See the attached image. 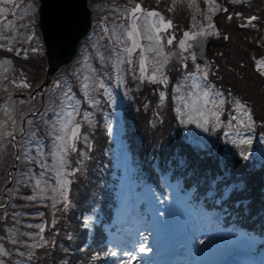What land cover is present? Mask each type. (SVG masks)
<instances>
[{"label":"trees","instance_id":"16d2710c","mask_svg":"<svg viewBox=\"0 0 264 264\" xmlns=\"http://www.w3.org/2000/svg\"><path fill=\"white\" fill-rule=\"evenodd\" d=\"M126 2L127 0H116L118 5H123ZM216 2L218 5L229 9L227 13L221 11L212 15L213 22L221 33L218 42L222 45V49H215L214 53H216L217 60H222L219 70H226V73L222 77L218 76L217 79H212V76L209 79L218 89L222 88V85L238 89L244 94L246 98L244 100L251 104V111L256 123L258 121L263 122L264 79L253 71H256L254 60L264 58V0H240L235 4L231 3V0H216ZM35 3L37 6L38 0ZM142 3L145 8H157L165 15L166 19H171L177 37L188 30L193 23L191 15L195 9L189 8L192 0H162L159 5H157V0H142ZM169 3L174 4L175 10L172 12L166 10ZM196 3L202 12H207L209 5L204 0H196ZM90 6L95 21L100 24L101 18L108 14L109 8L113 5L111 0H90ZM228 15H232L233 18L228 20ZM251 16L259 17V20L254 22L257 27H241V24L246 23L243 18ZM197 21L206 23L203 16L199 14H197ZM225 35L229 39H223ZM232 42L235 43L232 44ZM20 46L17 45V47ZM26 46L30 47V45ZM10 55V59H12L10 69L12 72L31 69L32 71H29L35 79L33 87L43 81L46 70V64L41 66V59L46 62L43 54L35 55L29 52L26 60L21 57H13L12 54H7V58ZM2 59V56H0V60ZM232 60L235 61L234 64L231 62ZM2 71L3 69L0 68V72ZM32 72H38L39 75L36 76ZM177 73L172 78L173 85L177 81ZM71 77L58 76L56 81L61 79L71 81ZM125 79L127 83L124 85L110 84L115 102L110 101L108 97H103L100 106L96 108L101 111L99 117L96 114V109L88 108L86 102H83L79 87L74 88L78 97L82 99L81 111H91L95 116L92 117L93 125L82 124V138L77 142L79 152L69 155L70 164L68 169H80L74 175L67 177L71 181L68 190L71 206L67 211H57L50 206V200L38 201L35 204L25 201L20 197L31 194V190H25L21 187L15 197L14 204L17 205L16 208H8L9 213L13 211L21 213L18 217L19 223L11 218L0 221V236L5 237V239L0 240V243L4 244L12 253L10 257L4 258L6 264H17V262L19 264H64L65 261L68 264H104L103 259L106 254L104 249V224L111 220L113 210L117 205V196L121 191L119 187L121 176L119 159L121 157L115 155L116 144L107 130L110 121L108 114L113 108L126 105L137 94L141 95V105L132 112L127 111L128 108L126 107L127 112L125 113V123H128L125 129L126 144L130 148L128 161L136 181L140 185L150 182H153L156 187L161 185L165 192L169 185L175 184L180 187L182 192L190 193L189 197L195 193L193 190L196 186H198L197 193L199 194V191L204 189L207 191L210 184L220 178L226 180L227 187L234 181V185L227 191L225 190L226 192L219 185L212 193L217 199L229 197L222 203L221 201L217 202L212 196L203 197L211 199L217 205H221L224 210L231 211L235 215L234 219L241 218L239 223L244 228L254 233L257 231L264 233L259 230L264 225L256 224L252 220L256 216L250 213L256 208V198H264L263 166L256 169L254 165L258 163V160L251 161L250 159L246 162V165L241 164L239 157L234 156V151L228 145H224L222 139L219 144H215L228 129L226 121L230 118V113L223 115L221 120L225 121V124L216 131L218 137L215 140H208L205 143L207 149H204L198 143H192L180 134H176V131L173 133L174 123L166 121L165 117L157 110L158 107L153 106L150 102L151 100L156 104L154 99L156 94H151V89L147 86L149 85L148 82L143 83L140 92V82L138 80L131 77H125ZM72 82L75 84L74 81ZM51 89L52 87L46 92V107H48L52 96ZM114 92L121 94V101L118 99L119 95L116 96ZM167 94L168 97H173L174 91L169 89ZM48 114L47 118H51L52 113L48 112ZM257 116L262 117L258 118ZM156 120H158V123L153 126ZM134 125H138L135 128L138 133L133 129ZM192 128L196 129L197 127L194 125ZM254 130L255 133L262 134L264 139V133H262L264 124L257 126ZM258 130L260 131L258 132ZM83 136L88 138V144L91 145L90 151ZM41 142L44 145L47 143L46 151L52 146V139L47 136L44 128L41 130ZM262 147L264 148V141ZM80 153H87L88 158L85 159ZM222 155L224 157L229 155L234 164H226V167L221 169L219 162L222 161ZM47 159L50 164L55 163L51 157ZM212 167H216L221 171L209 174L208 172ZM244 178H248L249 181ZM58 207L62 209V205H58ZM40 213H43V217L40 216ZM85 215L94 218L93 223L95 224L92 227L91 224L87 225L84 221ZM53 220H55L54 225L52 224ZM27 224L46 225V230L43 233L45 239L55 241L54 247L47 246L35 249L36 255L33 261H27L17 254V250L26 252V248L19 244L13 246L8 240L11 235L8 229L15 227L18 230L16 238L31 244L32 241L27 236H22L21 233L34 234L38 230L27 228ZM244 228L242 229L244 230ZM69 236L71 239H68ZM65 248L68 249V252L64 251ZM82 248L86 251H81ZM94 255H98L99 259H94Z\"/></svg>","mask_w":264,"mask_h":264},{"label":"snow or ice","instance_id":"6c2138e0","mask_svg":"<svg viewBox=\"0 0 264 264\" xmlns=\"http://www.w3.org/2000/svg\"><path fill=\"white\" fill-rule=\"evenodd\" d=\"M161 2L162 0H157V5ZM204 2L209 5L206 13L200 10L196 0H192L189 4V8L195 9L191 15L193 23L178 38L173 21L166 19L157 8H145L142 0H127L123 5L111 0L113 6L109 8L108 14L101 18L99 32L94 34L95 43L91 46L89 54L84 57L80 71L72 73L71 81L61 79L53 83L52 96L48 107L43 111L36 109L30 110L29 113L17 114L15 103H10L13 97L9 92V86L14 91H18L31 89L33 85L23 73H20L18 78H9L12 59L7 58V54L26 60L29 52L38 51L36 47L26 45H31L36 39L32 28L35 26V17L39 9L35 0H0V56L5 57L0 60V68L3 69L0 72V91L7 96V99L0 104V113H2L0 155L6 154L17 165L27 169L22 171L19 177L14 176L12 172L8 173L7 183L12 187H6L4 194L0 196V221L11 218L19 223L18 217L21 213L15 211L9 213L8 208H16L17 205L9 201L17 196L21 187L31 190V194L20 197L25 201L35 204L38 201L50 200V206L57 211H67L70 208L68 190L71 181L67 177L74 175L80 169H68L69 155L78 151L77 142L82 138V124L93 125V112L81 111L82 99L74 90L76 86L79 87L87 107L96 109L100 106L103 97L115 102L110 84L124 85L127 83L125 77L136 79L141 84L147 81L151 84L167 86L168 68L174 55L180 58L185 81V84H177L175 87L178 93L175 99L182 105L175 109L180 117L179 122L195 124L205 133L210 130L214 132L224 126L225 121L221 120V116L225 114L228 106L227 110L235 113L226 121L227 127L235 130L236 138L231 139L230 142L241 149V156H246L245 147L252 144V139L244 137L243 131L255 129L256 121L253 113L247 104L233 97L231 92L226 94L217 88L209 79L210 74L215 75L212 67L198 62L197 52L194 51L203 39L221 35L213 22L212 15L229 11L228 8L218 5L216 0H204ZM238 2L240 0H231L234 4ZM166 10L174 11V4L169 3ZM197 14L203 16L206 23L197 21ZM232 18V15L227 16L228 20ZM243 19L246 23L241 24V27H257L254 22L258 21L259 17L251 16ZM223 39L227 40L229 37L225 35ZM17 45L21 46L17 47ZM173 48L175 52L171 50ZM93 61L97 66L93 65ZM254 66L258 76L264 79V58L255 59ZM188 81L191 83H187ZM184 88H187V91L181 94ZM166 99L165 92L160 91V104L163 105ZM19 103L23 105L25 101L20 100ZM48 112L52 113L51 118H47ZM29 115L35 119L29 118ZM233 121L237 124L233 125ZM42 128L52 139V146L47 151L46 146L41 143ZM107 130L111 133V121L108 122ZM224 135L229 136L230 133L225 132ZM83 139L88 144L87 136H83ZM88 149L91 150L90 144ZM80 155L85 159L88 158L87 153ZM48 157H51L55 163L50 164ZM58 205H62V209ZM166 211V209H158L157 213L163 216ZM40 216L43 217V213H40ZM52 224H55V220ZM26 227L38 230L34 234L21 233L32 241L31 244L16 238L18 230L15 227L8 229L11 234L8 240L13 246L19 244L26 248V252L17 250V254L27 261H33L36 255L35 249L54 247L55 241L45 239L43 233L47 226L44 224H27ZM3 239L5 237L0 236V240ZM68 239L71 237L69 236ZM141 239H144L142 234ZM132 243L134 245L135 241ZM199 244H205V240L200 239ZM64 251L68 252V249L65 248ZM81 251L86 250L82 248ZM145 251L146 246L141 243L139 252ZM11 255L4 244L0 243V264H6L4 258ZM106 255L115 258L121 253L113 249ZM123 255L127 258L118 260L117 264H132L136 260V256L131 251L125 250ZM94 259L98 260L99 256L94 255ZM64 264L68 262L65 261Z\"/></svg>","mask_w":264,"mask_h":264},{"label":"rangeland","instance_id":"374dc122","mask_svg":"<svg viewBox=\"0 0 264 264\" xmlns=\"http://www.w3.org/2000/svg\"><path fill=\"white\" fill-rule=\"evenodd\" d=\"M36 19H37V15L35 17V22ZM234 43L235 42H232V44ZM33 44L34 41L30 45V47H33ZM41 61H42L41 66H44L46 62L43 59H41ZM231 62L234 64L235 61L232 60ZM28 70L32 71L31 69ZM20 73H23L24 76L27 77L28 81L33 85L34 78L29 74V72H14V74L9 78L10 79L18 78V75ZM32 73L36 76L39 75L38 72H32ZM183 75H184L183 69L180 67L179 72L177 73V79H178L177 84H185V81L183 80ZM246 85H242V86H246ZM1 94H3L2 91H0V95ZM177 95L178 93L175 92L174 99ZM178 106L179 105L177 104L174 105L173 109L175 110L176 107ZM175 119L179 120V116H175ZM197 129L200 134L204 133L202 129L198 127ZM244 132H247V130H244L243 133ZM193 133H195L193 130L186 132L187 136H190ZM245 135L246 133L243 134V136ZM233 138H236L235 133L233 136H231V139ZM191 140L192 139H190V141ZM249 147L251 148L250 153H252L254 150H259V143L252 139V144ZM255 147H257V149H255ZM121 163H122V171H123L121 176V185L123 187L124 192L120 197V203L118 209L120 210V212H118V216L120 217V220L118 224L115 225L113 228L114 231L112 234L113 238L111 239L110 250L115 249L118 253H122L123 251H125L124 246L120 242V240L122 239L121 231H125V229H127V226L131 225V221L129 218H132V223L133 221L134 222L140 221L138 224L141 225H136V226H142L141 229H143L144 227L154 230L155 231L154 236L156 240L161 241L160 243H163L165 248L162 252V255L155 258L157 259L158 264L169 263L168 255L170 252V245H168L167 240H176V244H185L183 247H180V250H184L183 253H185L186 246H189V244L187 243L189 234H191L194 238H197L198 240L204 239L205 244L203 245L201 244L193 245V243L191 242L192 250H198V255L196 257H190L189 259H185L189 257L186 256L183 258H179V260L175 263V264H202L203 260H205L206 258H210L211 256L208 250V246L210 244L209 242L210 238L215 239V241L219 243V245L226 243L228 240L232 239L233 237L235 238V236L228 235L227 232L225 231L222 232V230H220V232L214 235V233H211L210 229L208 228V231H206L207 233H205L204 228H201L197 223L198 217L196 215L192 216V214L188 211L185 197L183 194L178 192L177 189L169 194L170 197L169 200H166L163 197V193L161 191L151 192V187H147L144 195L140 197L137 191L135 190V185L132 180L131 172L128 171L127 169V166L129 164H127L126 154L123 155V157L121 158ZM158 209L159 210L166 209L167 211L163 216H161L158 215L157 213ZM146 212H148L149 214H146ZM173 218L176 219V222H173ZM180 218L183 219L179 220ZM186 219H187L186 222L187 224H189V226H191V229H185L184 222ZM177 224L180 228L175 229L176 228L175 227L172 230L171 227L177 226ZM225 227H229L231 232L241 228L239 225H232V226L225 225ZM175 230L177 231V235L174 234ZM238 232H240V234H238ZM236 234H237L236 236H241L242 238L244 234L245 236H247L248 230L243 232H241V230H237ZM248 238L250 239V235L248 236ZM250 241L251 242L254 241L253 243L256 244L258 243L257 239H252ZM211 246L212 243L210 244V247ZM254 251L255 250L254 247H252V245L251 248L249 249H247L246 247L242 248L240 251L235 252L232 256L228 258L226 256L227 259L225 258L222 262H224V264H252V262L260 264V260L264 259V252H260L257 255H255ZM152 257L153 256L147 257L149 261L145 262L144 264H155L153 263V261H150ZM192 258L194 259V261L192 260ZM114 259L116 260V264L118 260H123L122 258H120V255L118 257H115ZM217 264H221V263H217Z\"/></svg>","mask_w":264,"mask_h":264},{"label":"water","instance_id":"95a60500","mask_svg":"<svg viewBox=\"0 0 264 264\" xmlns=\"http://www.w3.org/2000/svg\"><path fill=\"white\" fill-rule=\"evenodd\" d=\"M91 23L88 0H40L39 28L48 61L46 79L31 95L14 94L13 99L19 96L31 102L37 93L43 95L60 67L73 60Z\"/></svg>","mask_w":264,"mask_h":264},{"label":"bare ground","instance_id":"6f19581e","mask_svg":"<svg viewBox=\"0 0 264 264\" xmlns=\"http://www.w3.org/2000/svg\"><path fill=\"white\" fill-rule=\"evenodd\" d=\"M205 250V249H204Z\"/></svg>","mask_w":264,"mask_h":264}]
</instances>
